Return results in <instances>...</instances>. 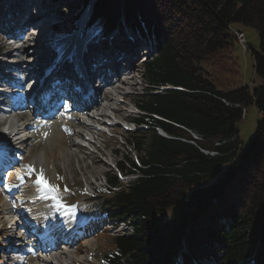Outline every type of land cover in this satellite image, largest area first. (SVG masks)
Wrapping results in <instances>:
<instances>
[{"label": "trees", "instance_id": "obj_1", "mask_svg": "<svg viewBox=\"0 0 264 264\" xmlns=\"http://www.w3.org/2000/svg\"><path fill=\"white\" fill-rule=\"evenodd\" d=\"M66 1L84 10L92 0ZM92 22L156 42L127 140L138 159L117 165L136 178L108 173L109 187L87 198L92 219L129 225L102 264H264V0H94ZM236 24L260 38L252 93L235 85ZM251 105L259 121L243 146L237 124Z\"/></svg>", "mask_w": 264, "mask_h": 264}, {"label": "rangeland", "instance_id": "obj_2", "mask_svg": "<svg viewBox=\"0 0 264 264\" xmlns=\"http://www.w3.org/2000/svg\"><path fill=\"white\" fill-rule=\"evenodd\" d=\"M40 1L46 2V4L49 6L50 12H54V15L58 19V21H60V23L65 24L64 27L68 29L67 32H72L73 30H75L76 27H74L73 25H77L79 21L83 18V16L87 14L86 10L88 11V7H85L84 10L74 9L66 0H58L56 2H54L53 0ZM90 3L91 5L89 11H92L93 3ZM40 4L41 2H38L37 5ZM46 21L47 17L42 16L40 22ZM3 23L6 22L3 21ZM89 28L90 27L86 28L85 32ZM234 28L236 30H239L240 32L242 31L243 34H245L247 43L246 51L240 45H237L235 47L234 57L239 62L241 67V75L235 85L248 87L249 91L252 93L254 90H256L262 85L261 80L255 75L254 72L255 59L253 54V51L261 52L260 38L257 31L252 27L236 24L234 25ZM124 31L126 32L128 37L132 36V39H134V43L137 41L133 32H130V34L127 30ZM5 35V32H0V50L2 51V54H11V51L6 49V43L1 40L5 38ZM107 40L109 42H106V44L114 45V43L117 42L115 41V39L111 40L110 38H108ZM64 42L66 41L62 38L61 40H58L57 45L61 44L63 46L65 44ZM102 42L103 40L101 42L99 41L98 44ZM38 44V41H33L31 43V46H33L32 48H36V51H33L34 53L39 52L42 54L41 57H37L35 59L39 60L41 58L40 60L42 61L43 56L47 55L48 53L46 51L48 46L40 47V45ZM129 44H131L130 41ZM92 45L93 44H90L89 46ZM144 45V43L141 44V47L139 48L140 51L142 49H146ZM118 47L114 48L113 46L114 53L117 54V58L119 59V57H122V55H124L123 57H128L129 60L128 63H126L127 61L124 60L125 65L122 64L120 68L129 66L128 71L131 72V79H129L128 82L122 84L121 86L126 85L127 90L130 92V95L125 96V98L122 99L120 96H113L110 93L109 89H104V91L100 94V97L102 98V95L106 94V96L108 97L107 103H109L113 107H117V113H119V118L132 119L133 117L130 114V111H132V109L130 105H133V103L137 101L136 95L142 94L143 90L146 89L142 64L146 63L152 57L156 56V52L151 57L147 58L145 55L146 53L144 51H141L140 54L135 57V59H133V57L131 59V56H135V54H131L129 56L126 52V49L124 50ZM107 66L108 64L104 65V67ZM123 79L124 78L122 77L114 76L111 81L112 84L114 83V81L116 84H119L123 81ZM115 92H117L116 89ZM59 114L61 115V121L65 123V114L63 112H59ZM258 121L259 111L256 106L251 105L247 107L243 120L237 124L240 143L243 146L247 145V143L253 137ZM147 128L148 127H145L144 130H146ZM82 129L84 128H80L79 124L72 123V121L70 123L66 122L65 128L63 130L64 135L62 139L57 141L54 145L51 144L44 146L35 144L31 146L30 144L26 143V155H24L23 157V163L25 165L24 173L26 177L23 178V180H20L19 182H16L14 178H6L8 174L14 175L12 173V167L15 165H19L18 162H7L4 164L0 162V192L9 191L8 188L4 187V185L7 184L11 186V190L9 192L15 193L13 196H7L5 192L0 195V264H24L17 263L16 260L21 257H26L25 254L30 253V255L34 253L35 256L42 255L40 252L35 253L37 251H35L34 248H31L30 246L29 249H26L27 253L22 251L11 252L9 248V236L13 233L14 228L11 227V225L9 227L6 225L7 220L10 221L14 218L15 220L18 219L20 221V219L22 220V218H27L26 220L29 219L33 225L38 226L39 224H41V222L47 221L49 220V218H54L59 214L58 212H60V208H56L58 203L59 205L68 206L70 208L72 207V205L69 204V201L63 202V197L57 192L67 190L66 197L67 199H71L72 201L74 199H77L78 201L86 200L89 196V192H91L90 190L93 189L90 187V185L94 181H97V184L100 185L103 184V180L106 179L108 173L118 174L115 165L122 161L123 156L131 160L137 161L138 157L136 152L132 148H130L127 143L129 133H133V131H123L121 128H117L114 130L116 134L115 137L109 138L106 136H100V138L95 141L96 153H93L91 151L85 150L83 147L76 146V143L79 141L78 139H76V137L79 136L77 131H80ZM86 129H88V131L90 132L92 128L87 127ZM135 129L137 130V128ZM147 131L148 130H146V132ZM0 139L2 142V137ZM1 146H5L6 149L9 148V146L6 144H3ZM43 148L46 153L45 159L42 155ZM5 156L6 155L0 152V160L3 159ZM29 165L32 166L34 171H29ZM30 174L31 178L28 177ZM38 178L46 180L47 184L51 187L56 188L57 191H48L44 188L42 184H37L36 181ZM135 178L136 177L134 176L126 177L123 178L121 182L123 184H128ZM88 185L90 189L88 188ZM37 186L40 187L41 190L39 189L38 191H35V193H33L34 187ZM23 190L24 192L22 193L21 191ZM32 194H37V200L32 199L30 202H28V208L26 207V205H22L19 211H17L14 216L9 214V212L7 211L8 208H14L19 206L20 202L17 200L19 196L21 197L22 195L23 198L28 199V197ZM54 196L56 197V199H53ZM9 201H11L10 204L8 203ZM77 205L79 208H76L82 209L84 210V213H87V205L85 203H79ZM177 208L178 205L171 207L167 211L166 216L172 217ZM87 220L88 218L82 219V221L84 222H87ZM123 225L124 224H121V227ZM86 228L87 229L85 231H82V233L80 234V239L83 241V246L80 247L77 252L74 249L71 250L68 256L61 255V257H59V260L61 261L59 262V264H99L98 262L100 261L98 260V257L100 258L102 257V255L110 251L113 247L114 238L117 235L124 234V230L126 229V227H123V230H118L117 232H111L107 229L108 232L102 231L98 234H94V230L92 228ZM22 245L23 244L21 243V246ZM58 253V251L55 252V254ZM178 263L181 264V262Z\"/></svg>", "mask_w": 264, "mask_h": 264}, {"label": "bare ground", "instance_id": "obj_3", "mask_svg": "<svg viewBox=\"0 0 264 264\" xmlns=\"http://www.w3.org/2000/svg\"><path fill=\"white\" fill-rule=\"evenodd\" d=\"M15 2H17L18 0H14ZM25 2V1H24ZM41 5V4H40ZM40 5H35L36 6V9L39 10L41 13L43 11L44 8L42 7H39ZM22 8H24V3L21 5ZM40 9H39V8ZM45 10V9H44ZM41 21V20H40ZM44 22H39V24H42ZM37 24V25H39ZM34 29H37V28H34ZM40 30H46V26H41L40 27ZM37 31V30H36ZM50 32V31H49ZM242 33V32H241ZM77 35L79 34V36H76L75 40H74V43L78 42L80 38V32H77L76 33ZM235 36L237 37V42L239 40V36L237 34V32L235 33ZM65 39V41L67 42L68 40H70V38H72V36H69V37H66V36H62V35H57L55 37V35L52 36L51 33H48L47 34V38L49 40L48 41H43L41 43V46L40 47H45V46H55L58 44V40H61V39ZM246 39V37H245ZM119 39L116 38L115 41H118ZM33 41H37L35 39V37H33ZM100 41V39H99ZM108 41V40H107ZM239 43V42H238ZM92 44V43H91ZM129 44V42L127 43ZM132 44V43H131ZM90 45V44H89ZM58 46V45H57ZM33 47V46H32ZM24 48L23 49V60L25 59H35V58H39L41 57V53H34L33 51H36V48ZM90 48V46H88ZM245 50V48H243ZM15 52V51H12V53ZM112 52V51H110ZM13 55V54H12ZM120 55V54H119ZM81 57V56H80ZM132 57L134 58L135 56H131V59ZM127 58V60H126ZM129 61L128 60V57H123V61ZM26 63H24L23 65H25ZM132 64V63H131ZM119 65V62L117 61H114L110 64H108V66H114L113 68H116L117 66ZM130 65V64H129ZM129 67V66H128ZM22 68H26V66H22ZM23 71V70H21ZM24 72H22L23 74ZM19 71L18 72H15L14 71V75L16 78L20 77L22 75ZM131 75V74H130ZM31 79V78H30ZM131 79V77L129 78ZM122 85V84H120ZM104 87H100V89H98V96L100 97L101 93L104 91ZM118 89V90H117ZM116 91H119V88H117ZM16 100V99H15ZM18 100H21V102H19V104H16V109L15 110H12L10 111L9 113H7L4 108H5V104L3 105V110L2 111L3 113H1L3 115H8V124H9V130L6 134H3L2 136V142H1V139H0V149L3 148L5 149V146H1L3 144H6L9 146V148L7 150L10 149V147L13 145L15 146L16 145V142L15 140H18L20 138V140L23 142L25 141L26 143L30 144L31 146L37 144V145H54L57 141L61 140L63 135H64V128H65V123H63L61 120H60V116H58V111L57 109H48L47 112L40 110V112L38 111H35L33 112L31 110V107L26 103L24 102L25 100L24 99H18ZM17 101V100H16ZM94 105H96L98 108H97V111L98 112H105V111H110V109L112 108V105H110L109 103L107 102H104L103 104H99L98 100L95 98L92 99ZM10 103V102H9ZM9 106V104L7 105V107ZM100 107V108H99ZM66 115L68 116H75L76 115V111L74 109H70L69 107H66L65 108V111ZM84 115V114H83ZM86 118H87V121H92L93 118H91V116L85 114ZM35 122L34 124L35 125H31L30 123L31 122ZM26 123L29 124L28 126V129H25L24 126L26 125ZM72 123H75V124H79L80 128H84L85 130L88 131V129H86L87 127L90 128V126H88L85 122H83L81 119H76L74 118L72 120ZM128 125V124H127ZM27 131V132H26ZM29 131V132H28ZM87 137H89V140H91V138L94 136L93 133H89L86 135ZM13 142V143H12ZM12 143V144H10ZM87 143H90V141H88ZM20 145V144H19ZM19 145H17L16 147H19ZM43 146V147H44ZM76 146H78L76 144ZM93 145H91L92 147ZM93 148V147H92ZM42 155H43V158L45 159L46 158V153H45V150L43 148V152H42ZM41 158V157H40ZM43 159V160H44ZM22 168L23 166H17L16 167V171L15 173L16 174H20L22 172ZM41 190L40 187H34L33 189V193H35V191H38V190ZM7 196H13L15 193L13 192H6L4 191ZM2 192V194L4 193ZM22 193L24 192L21 191ZM1 193V192H0ZM20 195V194H19ZM36 196L37 194L35 195H31L28 197V199L26 198H23L22 195L21 197L19 196V198L17 199L20 204L19 206L17 207H14V208H8L7 211L9 212L10 215H15V213L17 211H19L20 207L23 205H26V207L28 208L29 206V203L32 199H36ZM26 197V196H24ZM45 197V196H44ZM37 200V199H36ZM48 200V199H46ZM11 201H9L8 203L10 204ZM52 202V201H51ZM33 203V201H32ZM76 208V207H75ZM53 212V211H52ZM31 213V212H30ZM50 213V212H49ZM48 214V213H47ZM70 214V211H64L62 213V216L61 217H66L67 215ZM27 219V218H26ZM21 220V219H20ZM29 220V219H28ZM11 227H13L11 225ZM11 229V228H10ZM15 239V238H14ZM22 246L19 245V248H21ZM20 249H15L14 252H19ZM55 251V250H54ZM42 255L40 256H35V254L33 253L32 255L30 254H25L26 257H21L20 259L22 261H18L17 260V263H24V264H59V261L56 259V260H48L47 257L49 254H52V253H47L45 251H39ZM39 252H36V253H39ZM53 252V251H52ZM16 254V253H15ZM57 261V262H56Z\"/></svg>", "mask_w": 264, "mask_h": 264}, {"label": "snow or ice", "instance_id": "obj_4", "mask_svg": "<svg viewBox=\"0 0 264 264\" xmlns=\"http://www.w3.org/2000/svg\"><path fill=\"white\" fill-rule=\"evenodd\" d=\"M29 171H30V172H31V171H34V169L32 168L31 165H29ZM20 179L23 180V177H20ZM36 182H37V184H42V185L44 186V188H45L46 190H48V191H52V192L57 191L56 188L51 187L50 185H48L47 182H46V180H44V179H42V178H38ZM4 187L8 188L9 191L11 190V186H10V185L5 184ZM53 199H56V197L54 196ZM57 206H58V207L60 206L59 203H58Z\"/></svg>", "mask_w": 264, "mask_h": 264}, {"label": "built area", "instance_id": "obj_5", "mask_svg": "<svg viewBox=\"0 0 264 264\" xmlns=\"http://www.w3.org/2000/svg\"><path fill=\"white\" fill-rule=\"evenodd\" d=\"M238 36H239V45L242 47V48H245V51L247 49V46H246V39H245V34L241 33V32H237Z\"/></svg>", "mask_w": 264, "mask_h": 264}, {"label": "water", "instance_id": "obj_6", "mask_svg": "<svg viewBox=\"0 0 264 264\" xmlns=\"http://www.w3.org/2000/svg\"><path fill=\"white\" fill-rule=\"evenodd\" d=\"M167 90H174V88H172V87H169V89H167ZM179 90H181V89H179Z\"/></svg>", "mask_w": 264, "mask_h": 264}]
</instances>
